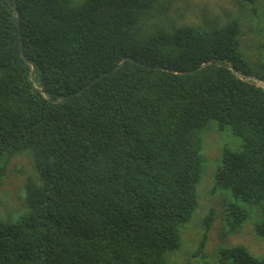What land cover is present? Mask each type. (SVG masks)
I'll return each mask as SVG.
<instances>
[{
	"label": "trees",
	"instance_id": "16d2710c",
	"mask_svg": "<svg viewBox=\"0 0 264 264\" xmlns=\"http://www.w3.org/2000/svg\"><path fill=\"white\" fill-rule=\"evenodd\" d=\"M14 1L0 0V189L23 152L37 175L19 219L0 218V264H173L200 207L205 136L227 128L243 149L223 148L214 175L225 230L254 221L264 239V88L246 78L264 81V60L243 46L239 18L146 35L142 19L166 0H16L32 67ZM244 1L252 18L257 0ZM125 57L140 63L77 94ZM214 221L213 210L199 221L200 264ZM217 260L264 255L236 244Z\"/></svg>",
	"mask_w": 264,
	"mask_h": 264
},
{
	"label": "rangeland",
	"instance_id": "374dc122",
	"mask_svg": "<svg viewBox=\"0 0 264 264\" xmlns=\"http://www.w3.org/2000/svg\"><path fill=\"white\" fill-rule=\"evenodd\" d=\"M162 4V5H161ZM258 11L251 18L252 10L244 0H166L160 3L157 15L143 18L141 31L152 34L163 29L178 28L188 24L210 27L214 22L220 24L230 18L240 20L242 24L243 46L249 48L253 62L264 60V0H257ZM253 15V14H252ZM250 80V79H248ZM259 85V81H255ZM205 152L209 165L201 185L200 207L197 218L189 224L183 236L181 251L174 258L173 264H200L195 253L203 232L199 221L214 211L215 221L212 224L205 253L207 264H219L217 251L221 246L243 244L255 255H264V239L254 233V221L246 224L239 233H228L225 230L221 195L214 189V175L221 150L227 148L233 152L243 149V140L227 128L222 133H208L204 139ZM27 175H37L32 155L23 152L9 162L8 173L3 188L0 189V218L11 222L19 219L24 207V180Z\"/></svg>",
	"mask_w": 264,
	"mask_h": 264
},
{
	"label": "water",
	"instance_id": "95a60500",
	"mask_svg": "<svg viewBox=\"0 0 264 264\" xmlns=\"http://www.w3.org/2000/svg\"><path fill=\"white\" fill-rule=\"evenodd\" d=\"M14 8H15V12H14V20L16 22V26H17V30H18V34H19V39H20V55H21V58L30 66H34L36 65L34 61L32 60H29L26 58L25 56V53H24V44H23V36H22V32H21V23H20V18H19V13H18V10H17V3H16V0L14 1ZM126 62H135V63H140L138 60L134 59V58H131V57H125L114 69L110 70V71H107L105 73H103L102 75H100L99 77H97L96 79H94L93 81H91L88 85H86L84 88H82L80 91H78L77 94H81L83 93L87 88H89L90 86H92L94 83L98 82L99 80H101L103 77H106L110 74H112L113 72H116L118 71L119 69H121L124 64ZM229 67L230 69H233L232 66H227ZM150 68V67H149ZM175 73H178V71H174ZM247 80L250 79L249 81H252V80H255V81H259V85L260 87L264 88V81L260 78H255V77H252V76H246ZM42 89L44 90L45 88L42 87ZM75 94H71L67 97H64V98H61V99H54L52 98L51 96H48V100L51 101V102H56V103H64L66 100L74 97Z\"/></svg>",
	"mask_w": 264,
	"mask_h": 264
}]
</instances>
